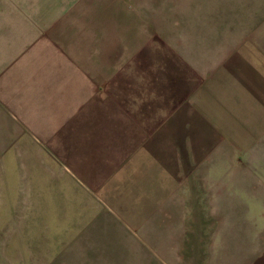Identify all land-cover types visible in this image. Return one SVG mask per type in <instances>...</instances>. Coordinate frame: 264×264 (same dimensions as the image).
Returning <instances> with one entry per match:
<instances>
[{"label":"crops","instance_id":"crops-1","mask_svg":"<svg viewBox=\"0 0 264 264\" xmlns=\"http://www.w3.org/2000/svg\"><path fill=\"white\" fill-rule=\"evenodd\" d=\"M221 2L234 11L210 42L141 37L110 75L59 25L83 22L82 0H0V214L8 201L43 231L54 214L95 247V201L148 197L179 142L230 136L264 167V0Z\"/></svg>","mask_w":264,"mask_h":264},{"label":"rangeland","instance_id":"rangeland-1","mask_svg":"<svg viewBox=\"0 0 264 264\" xmlns=\"http://www.w3.org/2000/svg\"><path fill=\"white\" fill-rule=\"evenodd\" d=\"M221 1L82 0L83 22L59 25L76 37L66 42L83 49L86 64L111 65V75L123 70L141 37L192 32L210 42L234 11ZM232 139L201 134L197 151L179 142L163 153L162 182L149 186L148 197L127 193L110 210L95 201V247L77 239L75 224L55 225L54 214L48 231L32 213L14 222L7 201L0 264H264V167L254 166L260 162L252 153L236 151Z\"/></svg>","mask_w":264,"mask_h":264}]
</instances>
